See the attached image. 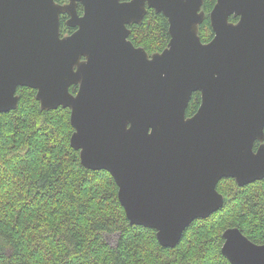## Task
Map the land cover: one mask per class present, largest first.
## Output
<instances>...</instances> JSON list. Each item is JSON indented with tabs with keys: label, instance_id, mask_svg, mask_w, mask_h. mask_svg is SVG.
Returning <instances> with one entry per match:
<instances>
[{
	"label": "water",
	"instance_id": "obj_1",
	"mask_svg": "<svg viewBox=\"0 0 264 264\" xmlns=\"http://www.w3.org/2000/svg\"><path fill=\"white\" fill-rule=\"evenodd\" d=\"M203 4L0 0V113L18 107L20 86L35 88L43 109L70 108L82 164L109 171L130 223L167 248L224 205L221 179H264V0H217L207 42ZM148 8L168 18L171 36L152 54L129 38ZM63 12L77 27L66 36ZM195 91L202 102L187 116ZM223 237L232 264H264V242L236 226Z\"/></svg>",
	"mask_w": 264,
	"mask_h": 264
},
{
	"label": "trees",
	"instance_id": "obj_2",
	"mask_svg": "<svg viewBox=\"0 0 264 264\" xmlns=\"http://www.w3.org/2000/svg\"><path fill=\"white\" fill-rule=\"evenodd\" d=\"M216 1L202 6L204 42L214 36ZM129 27L130 39L150 54L171 38L168 18L153 8ZM17 93L18 107L0 113V264H232L222 253L227 228L264 242V179L240 186L229 177L218 183L224 205L195 219L176 246H162L155 229L130 223L112 174L82 164L71 145V109H43L35 88ZM200 104V92L193 93L187 114Z\"/></svg>",
	"mask_w": 264,
	"mask_h": 264
},
{
	"label": "flooded vegetation",
	"instance_id": "obj_3",
	"mask_svg": "<svg viewBox=\"0 0 264 264\" xmlns=\"http://www.w3.org/2000/svg\"><path fill=\"white\" fill-rule=\"evenodd\" d=\"M57 2H59V3H61V4H67V3H69V0H56ZM77 11H78V13H79V15H83V13H84V5L81 3V2H79V4H78V6H77ZM69 17H70V15H69V13L68 12H63V13H61V35L62 36H66V35H70L71 33H73L76 29H77V27H72V26H70L69 24H68V19H69ZM238 18V17H237ZM238 20V19H237ZM236 20V21H237ZM236 21H234V22H236ZM66 25L67 27L65 28V27H62V25ZM63 28H65V29H63ZM130 38V37H129ZM212 39V38H211ZM210 39V40H211ZM209 40V41H210ZM207 42V41H206ZM135 44V43H134ZM77 89H78V86H77ZM77 91V90H76ZM195 92H200V91H195ZM194 92V93H195ZM200 94H201V92H200ZM193 95V94H192ZM191 100V99H190ZM201 102H202V94H201ZM201 105V104H200ZM200 105H199V107H200ZM189 106V105H188ZM199 107H198V109H199ZM197 109V110H198ZM197 110L194 112V113H192L191 115H188L187 114V116H192V115H194L196 112H197ZM260 144V141H256V143H255V149H257V147H258V145Z\"/></svg>",
	"mask_w": 264,
	"mask_h": 264
},
{
	"label": "rangeland",
	"instance_id": "obj_4",
	"mask_svg": "<svg viewBox=\"0 0 264 264\" xmlns=\"http://www.w3.org/2000/svg\"><path fill=\"white\" fill-rule=\"evenodd\" d=\"M118 236L116 234L108 235V241L114 244L117 240Z\"/></svg>",
	"mask_w": 264,
	"mask_h": 264
}]
</instances>
